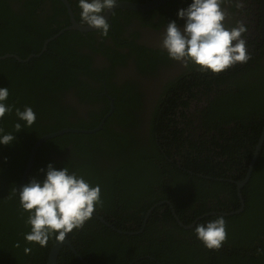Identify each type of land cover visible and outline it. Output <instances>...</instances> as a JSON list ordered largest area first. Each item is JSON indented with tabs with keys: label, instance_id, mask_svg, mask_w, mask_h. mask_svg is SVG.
<instances>
[{
	"label": "trees",
	"instance_id": "trees-1",
	"mask_svg": "<svg viewBox=\"0 0 264 264\" xmlns=\"http://www.w3.org/2000/svg\"><path fill=\"white\" fill-rule=\"evenodd\" d=\"M11 1L16 0H0V55L18 53L25 60L32 52L39 53L44 43L26 36L32 26L21 23L25 16L12 9ZM67 34L51 43L49 52L29 62L0 59V87H8L7 103L13 106V112L0 120V127L6 133L14 132L16 108L31 107L37 117L31 128L16 133L11 145H0V264H47L56 242L50 239L47 247L41 248L24 240L30 228L25 226L26 214L22 215L18 196L12 195L14 188L19 189L35 143L66 128L91 130L100 123L71 121L67 118L70 109L56 101L66 91V83L82 72L69 62L58 63L60 58L52 54L54 43L65 42ZM62 54L67 58L66 51ZM262 68L257 64L256 69L247 67L244 74L231 73L233 88L219 92L202 112L201 142L185 138L178 128L183 122L166 112L167 104L160 105L154 111L146 148L140 133L115 129L113 121H107L100 132L68 133L45 142L27 182L42 180L40 170L50 163L58 169L68 167L101 187L102 204L95 211L123 232L140 231L152 206L172 202L183 226L164 204L154 210L142 233L121 234L94 216L83 228L74 229L69 240L90 263L264 264V251H257L264 249V147L242 189L244 210L233 214L242 206L236 182L245 179L264 129ZM90 92H85L89 98ZM219 132L225 136L218 137ZM161 209H166L162 215ZM220 216L226 221L227 240L220 250H208L193 230L197 224ZM138 224V229L132 228ZM25 247L32 249L30 254L24 253ZM58 264L83 263L66 246Z\"/></svg>",
	"mask_w": 264,
	"mask_h": 264
},
{
	"label": "flooded vegetation",
	"instance_id": "flooded-vegetation-1",
	"mask_svg": "<svg viewBox=\"0 0 264 264\" xmlns=\"http://www.w3.org/2000/svg\"><path fill=\"white\" fill-rule=\"evenodd\" d=\"M28 1L10 2L15 12L24 14L25 18H22L21 23L32 26V30H26V36L33 40H42L44 43L39 53L32 52L28 58L40 57L38 54L41 53L42 56L49 52L50 44L68 33L69 37L64 39L65 42L54 43L55 50L52 54L55 58H60L58 63L69 62L76 71L82 70L76 80L66 83L63 87L66 91L60 94V100H56L59 105L70 109L71 114L67 118L75 122L98 121L100 123L90 130L94 131L103 125V128L97 132L104 129L107 121H113L115 129H129L140 133L145 148L149 142L146 140H149L154 111L158 106L167 104L166 112L177 121L183 122L178 124V128L183 130L184 137L201 142L205 118L202 112L209 109L219 92L233 88L235 79L231 78V73L244 74L247 67L256 69L257 64L263 67L259 71L264 70V0H242L244 7L241 10L235 8V3L225 5L228 12L227 26L231 27L237 22H242L248 27L244 38L251 59L246 64H237L220 74L201 72L191 66L184 67L181 63L169 59L167 53L160 47L168 22L175 20L178 25H183V21L177 19V11L186 8L190 0H169L147 11L117 8L108 19L110 31L107 37H101L96 30L68 29L73 25V20L80 26L88 27L80 23L77 0ZM155 1L157 0H117V4L148 5ZM65 29L68 30L55 38ZM47 34L50 36L46 38ZM50 39L53 40L43 51L46 42ZM25 48L29 49L27 46ZM63 51L67 52L69 60L62 54ZM237 78L242 79V77ZM90 90L93 91L90 92L91 98L85 95V92ZM174 100L175 103L171 104ZM231 126L228 129L231 130ZM224 134L225 132L217 133L218 137ZM211 135L215 137L212 133ZM220 142L222 143L221 140ZM213 145V142H210L209 146L212 150ZM253 159L254 156L252 162ZM177 160L181 159L177 157ZM164 204L170 206L172 214L183 226L169 200L152 206L143 220L142 229L137 232L118 230L96 211L93 216L121 234L134 235L144 231L151 214ZM165 210L161 209L159 213L162 215ZM140 225L132 228L138 229ZM127 228L130 227L127 225ZM75 257L83 264H93L83 256L81 257L85 262L76 254Z\"/></svg>",
	"mask_w": 264,
	"mask_h": 264
},
{
	"label": "clouds",
	"instance_id": "clouds-1",
	"mask_svg": "<svg viewBox=\"0 0 264 264\" xmlns=\"http://www.w3.org/2000/svg\"><path fill=\"white\" fill-rule=\"evenodd\" d=\"M232 3L237 10L244 7L242 0H190L186 8L179 9L177 19L183 21V25L175 20L168 22L160 42L168 58L184 67L212 74L248 63L251 55L244 38L248 27L242 22L231 27L226 24L225 5ZM117 6V0H77L80 23L107 37L110 31L107 14ZM8 98V87H0V120L13 112ZM15 116L14 132L6 133L0 127V145H11L16 133L31 128L37 119L31 107L22 111L16 108ZM40 171L42 180L32 178L19 189L14 188L12 195L18 196L22 215L26 214L25 226L30 228L24 233V240L44 248L50 239L64 241L74 229L83 228L102 199L98 184L93 186L68 167L58 169L50 163ZM193 231L208 250H220L227 240L226 221L222 216L197 224ZM16 247H20L19 243ZM31 251L30 247L24 248L26 255Z\"/></svg>",
	"mask_w": 264,
	"mask_h": 264
},
{
	"label": "water",
	"instance_id": "water-1",
	"mask_svg": "<svg viewBox=\"0 0 264 264\" xmlns=\"http://www.w3.org/2000/svg\"><path fill=\"white\" fill-rule=\"evenodd\" d=\"M168 1L169 0H157V1L153 2V3H151V4H148V5H138V4H133V3H121V4H117L118 6L115 9H117V8H126V9H130V10H133V11H147V10L154 9L158 5H160V4L164 3V2H168ZM114 10H112L111 12H109L107 14V19L110 18V15L112 14V12ZM68 29H77V30H81V31H92V30H94V29H91L89 27L80 26L74 20H73V25L71 27H69ZM68 29H65V30L61 31L57 36H55V38H58L61 34H63ZM53 39H50V40H48L46 42V45H45L43 51H45L47 49V45ZM34 56H37V55H34ZM38 56H41V53L38 54ZM8 58H15L16 60H18L20 62H29L32 59L31 57H29V58L24 60V59H21L19 56L12 55V54H6V55H3V56L0 55V59H2V60L8 59ZM102 128H103V125L100 126L99 128H97L94 131L67 128V129H64V130H61V131H58V132H55V133H51V134H48V135H45L44 137H42L38 142L35 143V145H34V147L32 149V152H31V155H30V159H29V163H28V165L26 167V170H25V173H24V175H23V177L21 179L19 188L22 187L24 184H26L27 179H28V177L30 175V172H31V170H32V168H33V166L35 164V158H36L37 152H38L39 148L45 142H47L48 140L54 139L56 137L62 136L64 134H68V133L92 134V133H95V132L99 131ZM263 145H264V132H263V135H262V137L260 139V142H259V144L257 146V151L254 154L253 162L251 161L250 168L248 170V173H247L245 179H243L242 181L236 182L237 187H238V194H239V197L241 199L242 206H241V209L238 212L233 213V214H239V213H241L244 210L245 201H244V198H243V195H242V189L249 183V181L251 179L252 173L254 171V167H255V165H256V163L258 161L259 154L261 152V149H262ZM195 224L190 226V227H186V228H192L193 226H195ZM70 234L71 233L67 234V236H66L64 241H59V242L56 241L54 243V245H53V247H52V249L50 251L49 259H48L47 264H58L59 256L61 254V251L66 246H68L70 249H72V251L78 256L79 259H81L83 262H85L82 259V257L80 256V254L77 252L76 248L73 246L71 241L69 240Z\"/></svg>",
	"mask_w": 264,
	"mask_h": 264
},
{
	"label": "rangeland",
	"instance_id": "rangeland-1",
	"mask_svg": "<svg viewBox=\"0 0 264 264\" xmlns=\"http://www.w3.org/2000/svg\"><path fill=\"white\" fill-rule=\"evenodd\" d=\"M177 157V156H176ZM176 157L174 159H176Z\"/></svg>",
	"mask_w": 264,
	"mask_h": 264
},
{
	"label": "bare ground",
	"instance_id": "bare-ground-1",
	"mask_svg": "<svg viewBox=\"0 0 264 264\" xmlns=\"http://www.w3.org/2000/svg\"><path fill=\"white\" fill-rule=\"evenodd\" d=\"M68 247V246H67ZM69 248V247H68Z\"/></svg>",
	"mask_w": 264,
	"mask_h": 264
}]
</instances>
